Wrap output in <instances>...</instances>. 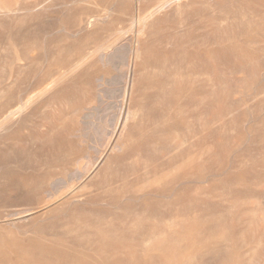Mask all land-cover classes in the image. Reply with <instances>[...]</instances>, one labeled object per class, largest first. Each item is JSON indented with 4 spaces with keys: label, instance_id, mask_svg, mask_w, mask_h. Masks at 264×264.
I'll list each match as a JSON object with an SVG mask.
<instances>
[{
    "label": "rangeland",
    "instance_id": "1",
    "mask_svg": "<svg viewBox=\"0 0 264 264\" xmlns=\"http://www.w3.org/2000/svg\"><path fill=\"white\" fill-rule=\"evenodd\" d=\"M0 264H264V0H0Z\"/></svg>",
    "mask_w": 264,
    "mask_h": 264
},
{
    "label": "bare ground",
    "instance_id": "2",
    "mask_svg": "<svg viewBox=\"0 0 264 264\" xmlns=\"http://www.w3.org/2000/svg\"><path fill=\"white\" fill-rule=\"evenodd\" d=\"M12 5V4H11ZM3 10L5 11V12H8V11H11L12 10V8L9 6V7H4L3 8ZM15 11V10H14ZM13 12V11H12ZM106 55V54H105ZM115 59V58H114ZM131 112H133V111H131ZM133 115V114H132ZM93 125V124H92ZM98 125V124H97Z\"/></svg>",
    "mask_w": 264,
    "mask_h": 264
}]
</instances>
